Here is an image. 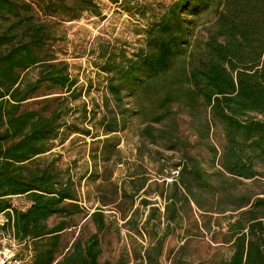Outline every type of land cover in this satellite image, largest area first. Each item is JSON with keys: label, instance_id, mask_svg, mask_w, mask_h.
<instances>
[{"label": "trees", "instance_id": "16d2710c", "mask_svg": "<svg viewBox=\"0 0 264 264\" xmlns=\"http://www.w3.org/2000/svg\"><path fill=\"white\" fill-rule=\"evenodd\" d=\"M109 1L141 18L149 10L155 15L154 6L163 12L149 21L144 45L131 53L126 43L99 42L96 67L107 77V91L89 112L86 104L71 105L83 88L49 42L60 25L54 18L102 16L100 1L0 0V215L8 219L0 229H12L31 252L23 264H163L169 236L180 228L184 238L202 236L213 230L214 216H223L225 241L232 246L226 264H264V196L241 187L263 176L256 165L264 162V0ZM204 13L214 19L204 46L194 49ZM34 67L38 72L31 79ZM43 87L60 94L35 100L40 108L29 107ZM175 103L196 121L197 143L180 134ZM137 115L145 119L137 157L130 160L120 148V133ZM80 119L91 127L81 126ZM213 124L223 130L221 151L210 141ZM71 133L94 138L90 168L77 177L51 152ZM198 146L207 150L208 160L193 152ZM146 161L157 165L155 177ZM120 165L126 170L118 178ZM172 170L177 174L170 176ZM84 179L95 184L93 192L82 194ZM13 196H25L30 205L17 208ZM196 213L209 220L200 224ZM79 214L96 231L84 237L81 229L64 251L63 233L77 225L72 222ZM111 227L146 238L143 258L131 263L123 252L114 263L101 262L100 234Z\"/></svg>", "mask_w": 264, "mask_h": 264}, {"label": "rangeland", "instance_id": "374dc122", "mask_svg": "<svg viewBox=\"0 0 264 264\" xmlns=\"http://www.w3.org/2000/svg\"><path fill=\"white\" fill-rule=\"evenodd\" d=\"M102 8V16H96L90 12H85L81 18L73 21L62 22L59 18H54L60 23L57 31L55 32V39L50 40L49 47L60 59L69 63V72L72 77L78 79V85L82 87V96L71 103L72 106L81 108L84 104L87 106V110L93 109L96 103H102V98L106 89L107 77L104 73L96 67L97 61V48L99 42L110 41L117 42L118 44H128V50L131 53L133 48H137L145 43V31L144 28L148 25L149 21L158 20L159 15L163 12L162 8L152 7L153 11L147 12V18H141L137 14L127 13L119 5L111 3L109 0H99ZM170 0L166 1L168 5ZM40 16H42L40 14ZM43 17V16H42ZM46 18V17H43ZM214 19L212 13L203 14L202 20L195 28L193 37L194 49H200L204 46V41L208 37L207 28L211 26ZM210 20V22H209ZM38 69L32 68L30 70V78L35 79ZM60 90H47L45 87L39 90L36 96L31 99L29 107L40 108L42 104L36 103L35 100L49 96H56ZM132 106V104H131ZM51 109L45 111L46 114ZM202 110V109H201ZM173 111L179 124V131L183 137L189 139L191 144L198 142L199 137L197 135L196 121L190 115L189 110L181 103H175L173 105ZM203 114L204 111L202 110ZM255 113H249L247 117H256ZM246 117V116H245ZM261 117V116H258ZM71 117L70 119H72ZM82 119V118H81ZM79 120L81 126L91 127L92 123L89 121ZM144 116L137 115L130 123L128 128L120 133L122 142L120 148L123 151L125 158L135 160L137 157V144L139 143V130L143 126ZM96 134V130H94ZM211 142L222 150L224 143V134L220 125H212ZM93 137L83 135L81 133H71L67 140L62 142L60 139L56 141V147L51 151L55 153V156L59 155L58 165L62 168L70 167L72 173L75 176L84 174L86 169L90 168V150L92 148ZM166 155L171 156L172 152L165 151ZM194 153H201V157L204 160L209 159V154L203 146L193 148ZM48 154V153H47ZM179 158V153L174 155ZM152 176H156L157 165L145 163ZM256 168L263 174L257 181L244 180L245 185L241 187L251 186L260 196H264V162L258 161ZM126 165H120L117 169L116 176L118 178L125 174ZM177 174V171L172 170L170 176ZM175 174V176H176ZM168 175V171H166ZM168 181L172 180V177H167ZM162 181V180H160ZM95 184L90 183L87 185L86 179L82 182L81 192L85 194L87 190L94 191ZM153 199H158L159 205L163 210V202L159 196L151 195ZM12 203L19 209H26L30 202L25 196H13ZM86 206H92L91 203L84 202ZM200 224L208 221V217H202L199 213L195 215ZM226 216H229L226 215ZM5 217L4 214L0 215V220ZM215 217V216H214ZM213 217V218H214ZM211 220L213 230L209 232L204 230V235L197 236L191 235L184 238V228H180L173 235L169 236L165 242L164 255L161 260L163 264H173L176 259L185 260L187 264H226L232 254V246L230 243H226L227 237V222L226 217L220 216L218 219ZM58 218L54 217L50 219V224L55 223ZM72 227L68 228L63 233V246L64 251H67L73 244L77 235L82 229L84 237L89 233L95 232L96 227L89 221L83 219V215H76ZM122 224V222H120ZM189 223L186 224L188 228ZM194 232L196 229H192ZM102 238L103 252L100 257L101 262L117 261L119 256L124 252L130 257L131 263H136L139 258H143V248L148 246L146 238L141 237L137 232L130 231L127 228L116 230L114 227L105 230L100 234ZM4 239L0 237V245H2ZM8 242V241H7ZM184 244V245H183ZM183 245V247H181ZM16 251L21 257H29L30 253L23 244H16ZM135 254H139L137 257Z\"/></svg>", "mask_w": 264, "mask_h": 264}, {"label": "built area", "instance_id": "2783aa9c", "mask_svg": "<svg viewBox=\"0 0 264 264\" xmlns=\"http://www.w3.org/2000/svg\"><path fill=\"white\" fill-rule=\"evenodd\" d=\"M6 222H8V219L3 217L0 220V225H4ZM0 237L4 239L3 244L0 245V264H22V260L18 257L15 248L18 242L13 230L10 228L0 229Z\"/></svg>", "mask_w": 264, "mask_h": 264}, {"label": "crops", "instance_id": "0c3cea01", "mask_svg": "<svg viewBox=\"0 0 264 264\" xmlns=\"http://www.w3.org/2000/svg\"><path fill=\"white\" fill-rule=\"evenodd\" d=\"M17 254H18V252H17ZM18 257L22 260V264H23V262H25V261L27 260V258H28V257H24V258H23V257H21V255H19V254H18Z\"/></svg>", "mask_w": 264, "mask_h": 264}]
</instances>
